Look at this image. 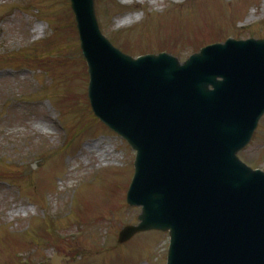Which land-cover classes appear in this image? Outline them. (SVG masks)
<instances>
[{
	"label": "rangeland",
	"instance_id": "rangeland-1",
	"mask_svg": "<svg viewBox=\"0 0 264 264\" xmlns=\"http://www.w3.org/2000/svg\"><path fill=\"white\" fill-rule=\"evenodd\" d=\"M94 7L102 35L133 58L183 63L228 38L264 40V0ZM87 83L69 0H0V264H50L55 253L61 264H165L167 234L117 244L140 215L125 202L135 154L94 117ZM238 156L264 172V115Z\"/></svg>",
	"mask_w": 264,
	"mask_h": 264
},
{
	"label": "water",
	"instance_id": "water-1",
	"mask_svg": "<svg viewBox=\"0 0 264 264\" xmlns=\"http://www.w3.org/2000/svg\"><path fill=\"white\" fill-rule=\"evenodd\" d=\"M69 1L91 109L135 152L126 201L140 223L118 243L169 232L167 264H264V174L236 158L264 114V41L133 60L101 35L93 0Z\"/></svg>",
	"mask_w": 264,
	"mask_h": 264
},
{
	"label": "bare ground",
	"instance_id": "bare-ground-1",
	"mask_svg": "<svg viewBox=\"0 0 264 264\" xmlns=\"http://www.w3.org/2000/svg\"><path fill=\"white\" fill-rule=\"evenodd\" d=\"M9 216H10L11 219H13V218L19 216V213H18V211H12V212L9 214Z\"/></svg>",
	"mask_w": 264,
	"mask_h": 264
}]
</instances>
